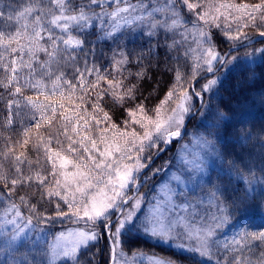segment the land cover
Listing matches in <instances>:
<instances>
[{
    "label": "snow or ice",
    "instance_id": "6c2138e0",
    "mask_svg": "<svg viewBox=\"0 0 264 264\" xmlns=\"http://www.w3.org/2000/svg\"><path fill=\"white\" fill-rule=\"evenodd\" d=\"M248 29L264 44V0H0V264H95L109 239L107 264H264V230L220 239L264 207V135L257 151L230 106L205 100L237 61L214 37L235 47ZM137 35L147 51L128 49ZM161 53L170 86L154 82L163 98L149 108L142 85ZM162 172L146 199L141 185ZM133 238L172 254L129 259Z\"/></svg>",
    "mask_w": 264,
    "mask_h": 264
},
{
    "label": "trees",
    "instance_id": "16d2710c",
    "mask_svg": "<svg viewBox=\"0 0 264 264\" xmlns=\"http://www.w3.org/2000/svg\"><path fill=\"white\" fill-rule=\"evenodd\" d=\"M236 2H240V0H236ZM246 31L249 36V40L258 36L256 32L251 29H248ZM214 39L217 49L222 54L248 41L242 40L238 42L235 47H230L231 42L225 40L222 34L218 39H216L215 37ZM141 46H144V50L147 51L146 38L137 35L135 37V42L128 45V49H135L136 51H139ZM260 48H264V44L256 42L253 45L232 51L230 55H235L237 57L236 63L230 64L225 68H221L220 73H218V75L220 76V80L223 82V88L220 90V95L208 93L205 96L206 102L213 106L223 104L232 108L235 114L233 117L234 121L243 122L239 125L241 131L247 130L253 133V139L249 143L257 145V151L259 150V137L261 135H264L260 131L261 128H264V55H262L259 51ZM102 52L103 56L101 57ZM246 53L248 55H245ZM109 56L110 53L108 52V50L104 47L103 44H100L97 47L96 57L98 59H95V63L98 66L102 67V70L103 66H107L110 68L111 65L109 63ZM89 62L90 64L93 62L92 57H89ZM169 63L172 62L168 61L167 57L163 53L158 56H153L152 58L153 68L149 73L150 79L146 84L142 85L144 94L148 95L149 92H152V96L154 97L150 98V100L144 101V103L149 108H152L154 105L159 103L160 99L163 98V91L153 92L154 82H159V89H162L164 91H166L170 86L169 81L172 74L170 72H167L166 67V65ZM237 65H239V67ZM132 71H135V69H132ZM125 75H127V73H125ZM195 82L196 80L191 81V85L193 86ZM202 82L203 81L200 80L197 83L195 91L201 90L200 84ZM149 87L151 89H149ZM185 87H188L187 83L185 84ZM189 91L194 92L192 87L189 88ZM157 93H160V95L157 96ZM196 106H199L197 101ZM105 111H108V109L105 108ZM149 114H151V112ZM2 117L3 110L2 106H0V119H2ZM113 119L118 124L120 123V121L117 120L116 117H113ZM199 119L200 117L199 115H197V121ZM120 126L121 128H123L122 124ZM195 131L196 129L192 125H189V132L194 133ZM200 131L202 132L203 129H200ZM193 138L194 137L192 136L189 137V139ZM185 142H188V140H185L184 143ZM177 146L179 147V145ZM171 155H173V153ZM158 158L154 159L155 162L158 160ZM157 163L158 162L154 164L156 167ZM221 164H223L224 167H227V164H224V161L218 160L217 168L215 170H219L218 166ZM252 187L255 189L254 194L259 193L261 185L258 182H254ZM141 191H143V187L141 188ZM2 203L3 202H0V210H2ZM236 216L239 217L241 216V214L236 213ZM246 219L251 221H264V207L260 209H250L243 214L242 221ZM67 225H69V223L67 220H65L64 226L66 227ZM110 244V239L100 241L99 248L95 252V264H107L108 256L106 248ZM137 250L145 253L146 256H151L153 254L157 256H168L172 254V250L169 249L167 245L157 244V242L154 240L147 241V238H141V240L138 242L135 240V238L125 241L124 251L127 253L128 257L131 258L132 255L137 252ZM0 259H2V257H0ZM197 259L202 258L197 257ZM137 264H148V261L147 259L138 258Z\"/></svg>",
    "mask_w": 264,
    "mask_h": 264
},
{
    "label": "rangeland",
    "instance_id": "374dc122",
    "mask_svg": "<svg viewBox=\"0 0 264 264\" xmlns=\"http://www.w3.org/2000/svg\"><path fill=\"white\" fill-rule=\"evenodd\" d=\"M254 38H260L259 36L257 37H254ZM253 39V38H252ZM251 39V40H252ZM246 41V40H245ZM249 41V40H248ZM246 43V42H245ZM149 89H151L149 87ZM157 96L160 95V93H157L156 94ZM198 100V98L194 99L193 100V103L194 105L196 106V101ZM197 107V106H196ZM151 115V114H150ZM138 131V129H137ZM194 139V138H193ZM186 144L188 142H185ZM178 148V146H176ZM190 150H195L194 149V144L193 145H190ZM175 151V149H173L172 151H167V152H162L161 155L159 156L158 160L156 162H158L156 165L157 167H160L162 164H164V162L166 160H168L170 157H172V153ZM155 160L153 161V163L155 164L156 163ZM210 168H211V163H210ZM165 175V173H160L158 176L156 177H153L152 180H150L148 183H147V186L143 185L142 184V187H143V191H141L142 193L145 194L146 196V199L148 200H151L152 198V195H159V184H158V181L160 180L161 177H163ZM141 187V188H142ZM141 190V189H140ZM197 193L198 194H202V193H199V190H197ZM243 225V227L247 228L248 230L250 231H256V230H264V221H258V220H244L242 221L241 223H236L235 227H232V228H228V229H225L224 233L222 234V236L220 237V239H223V240H228L230 241L231 238L233 236L236 235V233L241 229V226ZM68 226H74V225H67L66 227ZM155 241V240H154ZM110 243H111V240H110ZM129 259H131L130 257H128ZM136 264H137V261H136Z\"/></svg>",
    "mask_w": 264,
    "mask_h": 264
},
{
    "label": "water",
    "instance_id": "95a60500",
    "mask_svg": "<svg viewBox=\"0 0 264 264\" xmlns=\"http://www.w3.org/2000/svg\"><path fill=\"white\" fill-rule=\"evenodd\" d=\"M261 38H253L252 40H249L248 42L244 43V44H241L239 46H237L235 49H242L244 47H247V46H250V45H253L255 44L256 42H258ZM229 54L231 53V51L228 52ZM200 80H196V82L193 84L192 88L193 90L195 91V86L197 85V83L199 82Z\"/></svg>",
    "mask_w": 264,
    "mask_h": 264
}]
</instances>
